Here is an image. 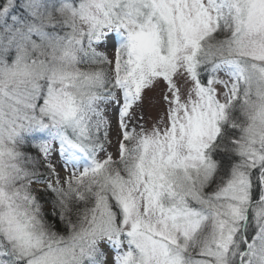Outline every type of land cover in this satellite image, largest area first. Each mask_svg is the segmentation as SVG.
<instances>
[{
    "label": "snow or ice",
    "instance_id": "1",
    "mask_svg": "<svg viewBox=\"0 0 264 264\" xmlns=\"http://www.w3.org/2000/svg\"><path fill=\"white\" fill-rule=\"evenodd\" d=\"M0 264H264V0H0Z\"/></svg>",
    "mask_w": 264,
    "mask_h": 264
},
{
    "label": "rangeland",
    "instance_id": "2",
    "mask_svg": "<svg viewBox=\"0 0 264 264\" xmlns=\"http://www.w3.org/2000/svg\"><path fill=\"white\" fill-rule=\"evenodd\" d=\"M113 137H114V133H113Z\"/></svg>",
    "mask_w": 264,
    "mask_h": 264
}]
</instances>
